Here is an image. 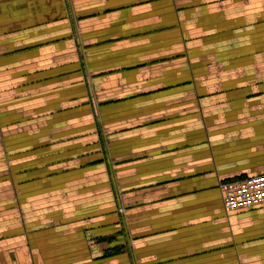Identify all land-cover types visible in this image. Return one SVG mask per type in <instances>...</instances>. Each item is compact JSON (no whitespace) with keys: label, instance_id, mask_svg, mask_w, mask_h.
<instances>
[{"label":"crops","instance_id":"1","mask_svg":"<svg viewBox=\"0 0 264 264\" xmlns=\"http://www.w3.org/2000/svg\"><path fill=\"white\" fill-rule=\"evenodd\" d=\"M259 42L264 0H0V173L17 192L40 144L42 158L60 164L56 182H72L57 191L62 204L97 195L98 179L85 180L86 191L77 179L87 174L100 175L107 192L95 110L120 176L121 218L74 221L58 236V264H264V219H251L264 203L227 211L217 187L264 173V103L226 105L232 99L219 98L233 94L224 82L236 73L209 67L242 63L225 47L248 48L255 64ZM178 55L180 77L158 65ZM89 95L99 104L83 113ZM77 128L90 129L89 145L61 153ZM86 220L116 230H79Z\"/></svg>","mask_w":264,"mask_h":264},{"label":"rangeland","instance_id":"2","mask_svg":"<svg viewBox=\"0 0 264 264\" xmlns=\"http://www.w3.org/2000/svg\"><path fill=\"white\" fill-rule=\"evenodd\" d=\"M258 44L264 45L262 42H259ZM252 50L253 49H251V54L254 55ZM248 52H250V50L246 47H241L239 49L235 47H225V54L232 57H239L240 55V58H236V60H241L242 63L209 65V67H213L214 70H216V66H218L219 72L224 69L225 72L234 71L236 73L234 78L224 82V84H229L227 86L233 88L232 91H234L232 95L226 94L228 96L223 98V95L219 98L220 101L232 99V101H224L226 105H233L234 103L246 105L257 103V107H260V105L264 103V78L260 77L264 75V46L256 48V54L253 56V62L255 64H250L252 59ZM230 56H226L225 58ZM169 64L170 65H168V63H162L158 65L171 67L170 69H173L178 77L184 73L185 64L182 63L179 55L174 63ZM192 66L194 67L193 71H195L199 70L198 66H200V64L193 62ZM161 70L164 69L162 68ZM242 94L245 97H241ZM112 98L120 101L127 97ZM234 98L235 100H233ZM98 100H100L99 97L93 95L81 97V101L84 102L80 105L82 112H89V108H86L85 106L87 105L85 104H89L93 109H96L99 104ZM129 102L137 103V99L135 97H129ZM262 106H264V104ZM93 114L98 115H96L95 118V123L97 125L95 134L97 142L100 143V145H98L100 148L99 151L102 154L105 150L107 154V168L105 169L108 171L109 175V184H106L108 185V193L105 191L106 186L101 182L100 175L87 174L80 176L77 179L81 180V183L89 180L94 182L98 179L97 195L88 198L87 195L84 198H80V201H77L80 208L71 210L75 212L66 213L68 212L66 211L67 208L73 209V205L77 202L69 200L68 203L62 204V198H60V193L58 194L57 191L61 190L63 185L66 187L72 182L63 183L64 180L56 182V176L54 174L60 167V164L57 163L58 160L42 158L40 153L42 152V145L33 144L34 152L31 161L33 174L26 176L22 174L18 176L17 192L14 189L15 185L12 181V177L6 176L7 172L0 173V182L5 183L8 180L12 185V187L5 191L4 189H0V264H58V257L56 256L55 251L57 248L58 236L62 231H65V233L72 231L74 221H80L79 219H108L106 218L109 216L108 214H111L112 216L109 219L121 218V213L125 210V206L121 198L120 176L117 173L118 170L115 165L116 161H114L112 156L109 155V142L106 141V132L109 129L104 125L99 112L93 110ZM249 114L250 111L247 110H242L239 113L241 117L248 116ZM89 130L90 129L88 128H77L73 130L78 132L73 136L74 141L69 144L61 145L60 148H67L66 151L61 153L71 155L72 153H68V151L74 152L73 150L87 147V145H89L88 139H90L88 138L90 137ZM0 148H4L2 143H0ZM80 155H82L81 158L83 159L88 157V154ZM17 161V171L25 168L23 154L18 153L15 162ZM2 162H4V165L7 167L10 164L8 159L2 160ZM65 162L71 161L66 160ZM67 164L68 163H65L64 165ZM29 165L30 160L27 161L26 167L29 168ZM102 168L104 169V166H102ZM100 170L101 169H99V171ZM69 180L72 179L70 178ZM25 183L26 192L24 194L25 186L22 185ZM81 185L85 184L83 183ZM85 186L86 191L89 189L88 184ZM77 193L80 194L79 192ZM108 195H112V198H106ZM25 196L27 197V200L24 199ZM109 202L114 203L112 207L105 206L109 204ZM251 219H264V215H254ZM79 224H81V227L79 228L81 231L84 226L92 227L93 229H90L91 232H97L100 230L105 231V229L108 230V232L116 230L113 226L109 228H100L106 224L90 223L88 220L81 223L79 222ZM59 258H62V256ZM81 258H83V256Z\"/></svg>","mask_w":264,"mask_h":264},{"label":"built area","instance_id":"3","mask_svg":"<svg viewBox=\"0 0 264 264\" xmlns=\"http://www.w3.org/2000/svg\"><path fill=\"white\" fill-rule=\"evenodd\" d=\"M225 210L249 208L264 203V173L219 181Z\"/></svg>","mask_w":264,"mask_h":264}]
</instances>
